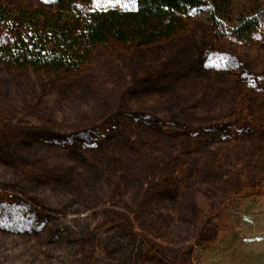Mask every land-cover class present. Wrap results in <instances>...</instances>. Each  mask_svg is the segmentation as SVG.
<instances>
[{
  "label": "rangeland",
  "instance_id": "1",
  "mask_svg": "<svg viewBox=\"0 0 264 264\" xmlns=\"http://www.w3.org/2000/svg\"><path fill=\"white\" fill-rule=\"evenodd\" d=\"M231 3L220 29L207 0L170 39L93 45L69 73L0 57V264H264V0Z\"/></svg>",
  "mask_w": 264,
  "mask_h": 264
},
{
  "label": "trees",
  "instance_id": "2",
  "mask_svg": "<svg viewBox=\"0 0 264 264\" xmlns=\"http://www.w3.org/2000/svg\"><path fill=\"white\" fill-rule=\"evenodd\" d=\"M207 0H130L124 8L88 10L91 0H54L51 9L10 7L0 0V22L14 39L0 45V57L10 66L69 73L96 44L150 45L170 39L185 26L192 12ZM209 22L220 29L232 13L231 0H210ZM258 13L239 17L232 29L249 37L258 25Z\"/></svg>",
  "mask_w": 264,
  "mask_h": 264
}]
</instances>
